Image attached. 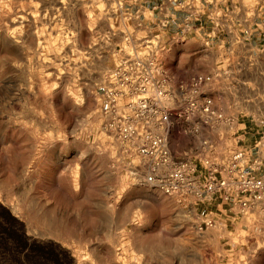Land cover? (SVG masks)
Returning a JSON list of instances; mask_svg holds the SVG:
<instances>
[{
	"label": "rangeland",
	"instance_id": "obj_1",
	"mask_svg": "<svg viewBox=\"0 0 264 264\" xmlns=\"http://www.w3.org/2000/svg\"><path fill=\"white\" fill-rule=\"evenodd\" d=\"M123 23L103 0H0V264H133L132 228L181 219L113 168L98 92ZM213 55L180 42L164 59L190 81Z\"/></svg>",
	"mask_w": 264,
	"mask_h": 264
},
{
	"label": "built area",
	"instance_id": "obj_2",
	"mask_svg": "<svg viewBox=\"0 0 264 264\" xmlns=\"http://www.w3.org/2000/svg\"><path fill=\"white\" fill-rule=\"evenodd\" d=\"M206 8L200 4L175 31L172 14L162 15L143 35L137 32L143 27L139 15L133 29L123 23L114 30L123 38L116 45L120 58L98 92L99 113L117 143L115 172L137 189L173 200L175 215L199 237L203 257L244 262L246 244L233 237L236 226L264 202V118L255 126L247 121L239 83L224 64L231 50L212 41L229 28ZM158 9L165 12L163 5ZM206 23L213 28L204 50L216 45L226 53L190 81L176 80L164 54L193 36L203 39ZM224 230L229 236L222 235L216 247L211 232Z\"/></svg>",
	"mask_w": 264,
	"mask_h": 264
},
{
	"label": "crops",
	"instance_id": "obj_3",
	"mask_svg": "<svg viewBox=\"0 0 264 264\" xmlns=\"http://www.w3.org/2000/svg\"><path fill=\"white\" fill-rule=\"evenodd\" d=\"M118 5L122 15L129 14L134 22L139 15L143 27L137 29L139 35L153 30V25L164 14H172L174 21L171 30L177 29V24L186 15L195 13L200 4H206L207 12L218 14L221 22L228 30H221L213 42L222 43L229 48V66L238 81L239 97L247 113L250 126H255L257 120L264 118V112L258 109V104L264 105V0H103ZM179 4V7H178ZM122 5V7H120ZM163 5L165 12L158 9ZM233 24V26L231 25ZM132 28V27H130ZM212 25L206 23L203 28V39L191 37L189 42L205 45L211 40ZM133 29V28H132ZM223 29V28H222ZM136 31V30H135ZM214 65L221 61L225 49L213 47ZM248 139L246 143H249ZM234 240L246 244V250L241 258L244 262L231 258H205L202 256V244L196 233L183 226L181 220L166 221L148 227L132 228L133 264H251L257 254L264 260V202L253 210L247 220L236 226ZM229 232H211L213 243L219 246L222 235ZM238 235V236H237ZM261 249V252L259 251Z\"/></svg>",
	"mask_w": 264,
	"mask_h": 264
}]
</instances>
